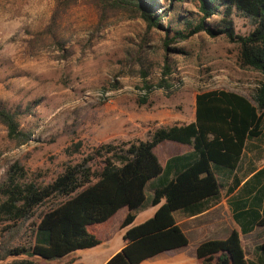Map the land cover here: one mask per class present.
Listing matches in <instances>:
<instances>
[{
    "label": "rangeland",
    "instance_id": "374dc122",
    "mask_svg": "<svg viewBox=\"0 0 264 264\" xmlns=\"http://www.w3.org/2000/svg\"><path fill=\"white\" fill-rule=\"evenodd\" d=\"M154 2V14L161 19L158 27L148 29L136 13L104 8L95 0H76L59 13L52 36L47 30L56 0H0V103L23 112L20 129L30 135L25 144L16 146L0 124V181L9 166L18 162L28 177L46 184L101 145L146 141L160 127L188 122L195 97L202 92L224 90L253 102L261 75L240 67L239 46L224 34L211 38L199 32L165 48V39L174 37L171 30L183 29L185 22L193 26L199 22L198 0ZM222 19L221 10L205 23L216 28L222 26ZM230 20L235 35L253 30L251 21L235 11ZM162 80L166 86L159 87ZM77 144L75 153L66 152L74 151ZM185 149L164 142L154 153L163 165ZM263 167L264 136L248 144L236 174L220 180L217 204L194 217L174 214L188 245L142 264H200L196 247L205 240H223L233 230L245 257L254 259L256 246L264 243V227L253 225L243 233L235 218L241 213L235 206L252 196L239 198L242 186L230 195L227 191L235 179L245 182L251 169ZM262 187L264 175L257 188ZM145 194L150 197L149 186ZM247 207L251 208L247 205L244 211ZM157 208L147 202L132 212L133 223L121 228L129 212L122 208L106 223L89 228L100 241L96 247L37 264H104L123 247L126 230L151 218ZM248 218L243 220L248 223ZM36 223L35 217L15 226L0 224V247L31 246Z\"/></svg>",
    "mask_w": 264,
    "mask_h": 264
},
{
    "label": "trees",
    "instance_id": "16d2710c",
    "mask_svg": "<svg viewBox=\"0 0 264 264\" xmlns=\"http://www.w3.org/2000/svg\"><path fill=\"white\" fill-rule=\"evenodd\" d=\"M76 0H56L50 20V35L60 12ZM102 7L126 10L138 14L148 29L158 27L161 19L154 14V0H95ZM199 22L182 24L173 29L174 37L165 39V48L182 42L199 32L211 38L220 34L239 46L241 68L261 75L253 102L237 93L224 90L206 91L195 97L194 122L154 130L146 141L104 144L75 164L67 165L51 182L43 184L28 177L18 162L9 166L0 181V224L17 225L36 217L34 242L31 246L0 247V262L37 264L63 259L69 254L88 250L100 244L89 228L106 223L122 208L128 209L121 228L129 227L133 211L147 202L158 206L145 222L130 227L123 235V247L104 264H141L156 256L182 249L188 238L174 219L175 213L198 216L217 204L221 197V179L233 177L240 169L244 152L251 142L264 136V0H198ZM223 13L222 26L209 27L205 22ZM235 11L249 19L253 30L235 35L230 16ZM172 28H174L172 26ZM164 75L169 73L164 67ZM144 77V74H141ZM166 86L161 81L159 87ZM149 88V87H146ZM23 112L11 110L0 103V124L9 141L16 146L25 144L29 133L20 129ZM164 142L191 148V151L169 158L162 167L154 149ZM70 148L67 153H75ZM98 162V166L94 165ZM251 176L239 190L240 197L252 196L239 202L235 215L243 233L253 225L264 227V187L259 186L264 167L251 169ZM239 185L235 179L227 191L232 194ZM151 188L147 197L145 188ZM250 205L247 211L245 207ZM40 212L38 216L36 213ZM245 216L252 221L245 222ZM200 264H264V243L256 246L255 258L245 257L238 233L233 230L223 240H205L195 250ZM27 259H20V258ZM33 259V260H30Z\"/></svg>",
    "mask_w": 264,
    "mask_h": 264
},
{
    "label": "crops",
    "instance_id": "0c3cea01",
    "mask_svg": "<svg viewBox=\"0 0 264 264\" xmlns=\"http://www.w3.org/2000/svg\"><path fill=\"white\" fill-rule=\"evenodd\" d=\"M194 114H195V108H194ZM194 114H193V117H192L188 122H184V123H182V124H177V125H187V124H190V123L194 122ZM172 126H173V125H172ZM169 127H170V126H169ZM169 144H172V143H169ZM176 146H177V145H176ZM180 147H184V146H180ZM188 151H191V148L186 147V149H185L183 152L177 153V154H175V155H173V156L180 155V154H183V153L188 152ZM173 156H171V157H173ZM171 157H168V158L165 160V162H164L163 165L160 163L161 166L164 167L166 161H167L169 158H171ZM243 183H244V182L240 183V184L237 186L236 189H239V187H241ZM236 189H235V190H236ZM235 190H234V191H235ZM263 205H264V203H261V207H260V208H257V209H254V210H257V211L259 212V214H260V213H261V208H262ZM246 210H248V207L246 208ZM247 220H248L249 222L252 221V219L250 220L249 218H248ZM141 264H142V263H141Z\"/></svg>",
    "mask_w": 264,
    "mask_h": 264
}]
</instances>
